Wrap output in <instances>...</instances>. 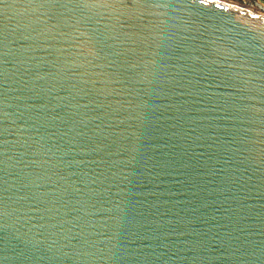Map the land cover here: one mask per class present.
<instances>
[{"label":"water","instance_id":"95a60500","mask_svg":"<svg viewBox=\"0 0 264 264\" xmlns=\"http://www.w3.org/2000/svg\"><path fill=\"white\" fill-rule=\"evenodd\" d=\"M0 0V264H264V6Z\"/></svg>","mask_w":264,"mask_h":264},{"label":"rangeland","instance_id":"374dc122","mask_svg":"<svg viewBox=\"0 0 264 264\" xmlns=\"http://www.w3.org/2000/svg\"><path fill=\"white\" fill-rule=\"evenodd\" d=\"M232 1L238 5H242V6H251V5H255L256 3H260L264 6V0H229Z\"/></svg>","mask_w":264,"mask_h":264},{"label":"bare ground","instance_id":"6f19581e","mask_svg":"<svg viewBox=\"0 0 264 264\" xmlns=\"http://www.w3.org/2000/svg\"><path fill=\"white\" fill-rule=\"evenodd\" d=\"M205 1L211 2V3H213V4L217 5V6H220V7L226 8V9H231V10L235 11V10H234L233 8H231L230 6L227 5V7H226L225 5L220 4L218 1H216V2H213V1H211V0H205Z\"/></svg>","mask_w":264,"mask_h":264},{"label":"flooded vegetation","instance_id":"af4514ba","mask_svg":"<svg viewBox=\"0 0 264 264\" xmlns=\"http://www.w3.org/2000/svg\"><path fill=\"white\" fill-rule=\"evenodd\" d=\"M219 2V1H218ZM220 4H222V5H225L226 7H227V5L226 4H224L223 2H219Z\"/></svg>","mask_w":264,"mask_h":264}]
</instances>
